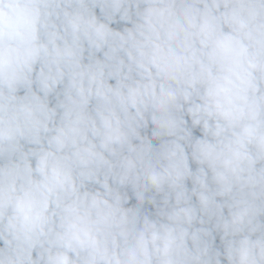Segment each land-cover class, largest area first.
<instances>
[{
    "label": "clouds",
    "instance_id": "obj_1",
    "mask_svg": "<svg viewBox=\"0 0 264 264\" xmlns=\"http://www.w3.org/2000/svg\"><path fill=\"white\" fill-rule=\"evenodd\" d=\"M0 264H264V0H0Z\"/></svg>",
    "mask_w": 264,
    "mask_h": 264
}]
</instances>
